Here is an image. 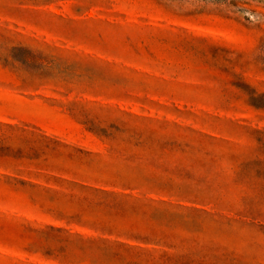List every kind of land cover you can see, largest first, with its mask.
Instances as JSON below:
<instances>
[{
  "label": "rangeland",
  "instance_id": "374dc122",
  "mask_svg": "<svg viewBox=\"0 0 264 264\" xmlns=\"http://www.w3.org/2000/svg\"><path fill=\"white\" fill-rule=\"evenodd\" d=\"M0 264H264V0H0Z\"/></svg>",
  "mask_w": 264,
  "mask_h": 264
}]
</instances>
